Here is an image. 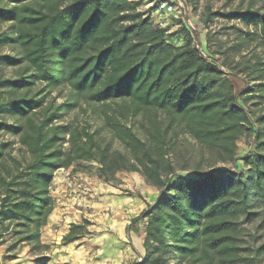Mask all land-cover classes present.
<instances>
[{
    "label": "trees",
    "instance_id": "trees-1",
    "mask_svg": "<svg viewBox=\"0 0 264 264\" xmlns=\"http://www.w3.org/2000/svg\"><path fill=\"white\" fill-rule=\"evenodd\" d=\"M140 4L0 0V49H10L0 50V234L15 236L10 250L26 244L35 264H50L42 228L55 207L56 172L88 160L99 164L105 181L134 171L159 189L135 218H146L141 264H261L264 241L246 254L239 222L264 210V57L228 59L230 50L241 53L255 33L232 26L239 40L219 51L221 62L195 44L189 28L182 44L170 43L168 29L155 25ZM213 15L253 24L264 38L260 9L209 11L205 22ZM7 68L14 74H5ZM241 72L257 82L253 90L236 92L230 75ZM61 86L71 98L55 103L49 95ZM81 99L101 106L125 151L101 143L87 126L59 123ZM253 99L254 106L263 105L257 111L248 105ZM180 134L202 152L189 173L179 172L188 170L185 162L172 159ZM251 134L258 146L243 157L244 174L237 164L238 141ZM89 223H71L66 239L88 233Z\"/></svg>",
    "mask_w": 264,
    "mask_h": 264
},
{
    "label": "rangeland",
    "instance_id": "rangeland-1",
    "mask_svg": "<svg viewBox=\"0 0 264 264\" xmlns=\"http://www.w3.org/2000/svg\"><path fill=\"white\" fill-rule=\"evenodd\" d=\"M156 1L157 0H141V10L150 12L155 25L166 27L168 29V39L173 45H180L183 43L184 34L186 29L189 28L195 37V44L199 47L207 48L209 51L214 52L217 58L223 62L225 56L219 51L228 50L238 43V32L236 28L232 27L236 26L245 30L249 34L255 33V39L246 41L243 45L241 53L230 50L228 53V59H232L235 63H241L248 58H252L256 53H259L262 57H264V38L261 37V31L259 27H256L253 24L247 25L240 19L229 21L217 15L211 16V19L208 22H205L209 11L218 12L223 10H232L235 8H252L264 11V0H174L177 3L175 14H161L158 16L155 15L156 12L154 11V8L156 7ZM150 2L153 3L146 7V5ZM2 28H6V25H2ZM245 36L246 35H244V37ZM0 50L9 51L10 49L8 47H4ZM240 68L241 65L236 66V70H239ZM222 69L228 72L225 67H222ZM5 74L12 75L14 74V70L7 68L5 69ZM230 77L234 82L236 92H240L243 89L247 91L253 90L255 84L257 83L246 72H241L239 75H230ZM67 98L69 99L71 96L68 88L65 86L53 89L49 95V99H53L55 103H61ZM256 100L257 99L250 100L248 103L250 108L255 111L263 106H254L253 102ZM127 122L133 125L141 136H144L143 130L138 129L139 125L136 119H130L127 120ZM59 123H70L74 126H87L90 131L95 132L96 138L101 143H109L113 149L125 151L123 145L113 136L110 128L105 123L104 117L101 113L100 105H91L84 99H81L79 105L64 114ZM257 146L258 143L255 140L254 134L244 136L238 141L239 158L237 164L239 170L244 174H247L248 167H246L243 157L254 153ZM18 147V143L13 145V153L16 155L18 154ZM201 153L200 147L194 141V139L188 135L180 134L176 139L172 159L176 164L185 162L188 166V170L179 172L189 173L191 170H193L194 166L196 165V161L198 160V156ZM226 165L233 170L237 169L236 165L233 163H228ZM98 167L99 164L97 162L84 160L71 165L69 168H62L58 170L56 174L68 172L66 176L70 178H83L88 176L105 180L98 175ZM131 174L140 175L138 172L134 171H120L116 173L117 180L107 182L114 185H123L125 182H123L118 176L123 175L128 177ZM124 190L127 191L126 195L129 196L135 193V188H124ZM239 226L242 229L245 238L247 239V243L245 244V253L253 254L254 248L264 241V210L261 211V214L253 220L248 221L241 219ZM95 235V233H92L91 236ZM14 240L15 236L12 232L0 234V256L3 258V260L20 255L27 259L28 264H32V262L35 264L36 255L30 251L28 245L20 244L13 250L9 249V246L12 244V242H14ZM8 252H10V254L5 257ZM260 262L261 264H264V255H262Z\"/></svg>",
    "mask_w": 264,
    "mask_h": 264
},
{
    "label": "crops",
    "instance_id": "crops-1",
    "mask_svg": "<svg viewBox=\"0 0 264 264\" xmlns=\"http://www.w3.org/2000/svg\"><path fill=\"white\" fill-rule=\"evenodd\" d=\"M139 8L142 9V3ZM67 174L55 175L52 187L55 207L42 228V241L50 245V264H141L146 219L135 218L158 198L159 189L138 174L119 175L125 182L123 185L96 177L70 178ZM124 188H135V193L126 195ZM83 220L90 222L88 233L67 240L70 224ZM92 233L96 235L91 236ZM0 264L28 262L20 255L5 260L0 256Z\"/></svg>",
    "mask_w": 264,
    "mask_h": 264
},
{
    "label": "built area",
    "instance_id": "built-area-1",
    "mask_svg": "<svg viewBox=\"0 0 264 264\" xmlns=\"http://www.w3.org/2000/svg\"><path fill=\"white\" fill-rule=\"evenodd\" d=\"M155 6V12L157 15H174L177 9V3L174 0H157ZM200 48L201 50L203 49V47Z\"/></svg>",
    "mask_w": 264,
    "mask_h": 264
}]
</instances>
